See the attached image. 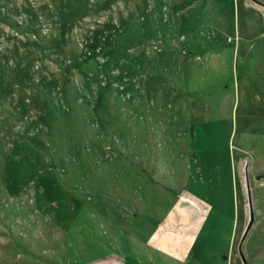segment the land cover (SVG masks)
Instances as JSON below:
<instances>
[{"label": "rangeland", "instance_id": "rangeland-1", "mask_svg": "<svg viewBox=\"0 0 264 264\" xmlns=\"http://www.w3.org/2000/svg\"><path fill=\"white\" fill-rule=\"evenodd\" d=\"M256 1L0 0V264L144 261L134 250L174 200L166 169L183 188L190 128L233 131L237 185L235 218L210 217L196 250L244 264L250 158L241 251L264 264Z\"/></svg>", "mask_w": 264, "mask_h": 264}, {"label": "crops", "instance_id": "crops-1", "mask_svg": "<svg viewBox=\"0 0 264 264\" xmlns=\"http://www.w3.org/2000/svg\"><path fill=\"white\" fill-rule=\"evenodd\" d=\"M232 135L231 130L229 133H203L193 131V128H190L187 137L180 134V139L186 138L188 144V149L182 154L188 163L184 167L185 181L182 190L178 191V179H181L176 174L179 167L171 166L165 170L167 179L172 181L174 200L159 219L154 218V225L144 236L143 244L134 250L144 261L127 262L126 257L112 249V255L106 253L96 264H208L202 247L198 245L196 250L205 223L212 216L222 221L231 214L234 219L236 214L237 185ZM232 234L233 226L228 251Z\"/></svg>", "mask_w": 264, "mask_h": 264}, {"label": "water", "instance_id": "water-1", "mask_svg": "<svg viewBox=\"0 0 264 264\" xmlns=\"http://www.w3.org/2000/svg\"><path fill=\"white\" fill-rule=\"evenodd\" d=\"M259 5H261V3H259L256 0H251ZM262 6V5H261ZM249 162H250V158H247L246 160V164L244 167V175H245V182H246V188H247V203H248V209H249V218H248V222L246 224V227L242 233V237H241V241L238 247V253L239 256L241 258V261L246 264V259L241 251V246L245 240V238L247 237L249 231L251 230L253 223H254V211H253V199H252V192H251V184H250V180H249V176H248V167H249Z\"/></svg>", "mask_w": 264, "mask_h": 264}]
</instances>
